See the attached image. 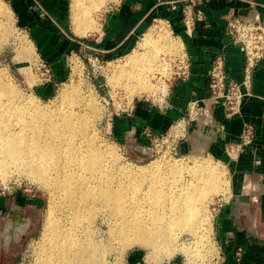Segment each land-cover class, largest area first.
Masks as SVG:
<instances>
[{
  "label": "bare ground",
  "instance_id": "obj_1",
  "mask_svg": "<svg viewBox=\"0 0 264 264\" xmlns=\"http://www.w3.org/2000/svg\"><path fill=\"white\" fill-rule=\"evenodd\" d=\"M100 1L92 3L91 7L86 3L84 8L85 0H72V20L77 26V34L85 36L95 24H91L90 8H97L99 3L102 4ZM5 6L0 4V15L10 22L12 13ZM153 30L150 28L146 32L141 48L149 47L153 35H156ZM157 34L156 37L163 39L160 41L165 52L182 50L180 40L170 42L166 32ZM26 50L29 51L28 48ZM141 58V53L135 51L128 53L125 60L133 66L111 64L112 82L121 83L131 90L134 88L132 93L137 95L151 93V84L145 81L148 79L144 75L154 64L147 61L150 67L143 71L147 66L138 68L144 61ZM163 67L164 64L162 70ZM132 80L134 84L128 83ZM67 90V86L63 87L59 95L64 96ZM12 93L11 87L0 85V174L9 166H23L37 179L50 185L61 202L69 203L72 208L70 217L66 214L63 218L55 217L51 210L46 213L40 237L43 243L35 264H103L100 239L97 234L93 237L88 234L86 224L97 210L105 212L107 218L104 219L110 234L125 247L138 243L147 246L151 252L163 246L164 251L170 250L172 246L175 248L172 230L176 227L195 229V224L203 220L200 213L203 201L219 189L227 190L228 181L224 183L220 171L205 160L197 161L193 166L169 160L163 165L150 163L136 171L119 169L107 154L109 150L89 129L90 120L84 114L85 104L78 103L75 111L52 113L43 106L20 101ZM136 152L143 156L141 148H136ZM140 181L143 182L138 186ZM222 182L225 186L221 188ZM85 213L90 216L86 218V214L82 218ZM11 217L6 222V243L13 232L16 238L19 237V232L13 230L16 224ZM185 244L182 241L176 247L182 249Z\"/></svg>",
  "mask_w": 264,
  "mask_h": 264
},
{
  "label": "rangeland",
  "instance_id": "obj_2",
  "mask_svg": "<svg viewBox=\"0 0 264 264\" xmlns=\"http://www.w3.org/2000/svg\"><path fill=\"white\" fill-rule=\"evenodd\" d=\"M66 1L68 12L65 24L59 25L51 14H48L47 18L51 22L50 27L54 26L56 30L65 32L67 36L76 39L78 42L70 50L67 47H59L61 50L60 54H63L61 64L66 70V75L63 79L54 82L53 93L50 96L43 97L34 90V87L42 82L53 80L51 66L40 56L39 48L36 46L29 28L17 22L12 3L8 0H0V4L6 5L5 7L9 8L12 13V20L10 22L0 15V85L5 84L11 87L13 96L20 101L24 100L25 103L32 106H43L47 112H66V110L71 112L75 111L74 108L78 107V103L85 104L86 111H84V114L90 120L91 127L89 129L93 131L99 143L109 150L110 153L107 154L112 159L113 164L119 169L126 170L127 168L128 170L136 171L141 167L150 165V163L159 162L160 165H163L164 162H169V160L170 162L177 160L183 165L193 166L195 162L205 160L215 165L220 171L221 180L224 183L229 181L230 167L226 160L220 156L206 153L198 147L193 151L179 152L178 155L154 151L152 148V150L147 151L139 146L130 147L125 145L116 139L111 131L114 117L118 113L126 112L136 100H148L149 102L157 103L159 99L163 98L161 94L166 93L170 82L175 81L173 64L177 58H185L184 46L182 44V50L176 53L165 52L163 43L160 41V39H163L156 37L158 36V32H166L169 35H167V38L170 42L180 40L173 32L170 24L161 18H151L137 38V41L126 52L118 56H101L97 50L88 48L85 40H87L86 38H92V34L99 28L100 14L107 4H111L115 0H101L102 4L99 3L97 8H90L91 10L88 8L91 13V24L94 22L95 24H93L94 27L91 25V29L93 30H90L93 32L89 33L90 30H88L85 36L79 35L81 34L79 32L77 34V26L72 20V0ZM96 1L85 0L83 6L86 8L88 4L87 6L91 7L92 3L95 4ZM150 28H154L153 34L156 33V35H153L154 38L149 43V47L147 45L146 49L141 48L140 43L144 41L145 34ZM48 43L49 45H53L52 48L57 44L55 40H51ZM159 48L164 51H161ZM31 50L32 52L30 53ZM137 50L141 53L142 58H144V61L140 64L142 67L138 66V68L147 66L143 69L145 71V69L148 70L147 68L150 67V65L148 66L149 62L151 65L154 64L152 65L153 68H149V73L145 71L147 76L146 74L144 75L148 79L144 78L145 81L149 85L151 84V93L137 95L134 94V88L132 89L134 91L132 93L130 87L112 82L110 65L124 64L127 67L133 66L125 60H127L128 53L138 52ZM155 56L157 59H153L156 58ZM147 61L148 63H146ZM153 61L155 63L158 62L156 63L157 65L161 63L160 66L158 65L159 68H155L157 65ZM162 63L165 67H163V70L161 68L163 66ZM133 81H128V83L131 84ZM66 86L68 87L67 93L64 96H60L59 92ZM208 127L209 125L204 123L200 125V130L203 128L201 130L203 134H206ZM190 134L191 132L189 136ZM148 145L144 147L147 149ZM136 148L143 150V156H140L136 152ZM228 158L230 160L233 159L227 155ZM4 171L0 174V200L2 199L4 202L3 211L0 213V264H35V259L43 243L40 237L46 213L51 210L53 214L55 213V217L62 216L61 218H63L65 214L70 217L72 208L69 203L64 204L61 202L50 185L37 179L36 176L28 172L23 166H9ZM142 182H138V186ZM223 182L220 184L221 188L223 185L225 186ZM157 185L161 188L159 182ZM246 190L247 194L251 195L254 192V185L249 184ZM228 194V187L227 190L219 189L203 201L200 212L203 220L195 224V229L174 228L172 230L174 235L172 244L175 245V248L172 246L173 248L171 247L170 250L165 249L164 251L163 246L157 251L151 252L147 246L139 245L138 243L125 247L110 234L108 224L105 222L106 219H104L107 218L105 212L100 210H97L95 213L97 215H94L89 222L86 220V224L88 223L87 232L91 237L97 234L98 239H100L103 264H206L202 261L207 258L209 251L214 252L213 254H216V256L219 253L221 254L216 234V218L210 213V203L217 197L222 195L227 197ZM252 199L256 201L257 197L255 196ZM10 215L16 221H13L16 224L13 230L17 233L19 232V237L16 238L13 232L12 238L7 242L8 245L4 242V239L6 222ZM16 215L18 217H15ZM85 215L86 218L90 216L89 213H85L81 217L85 218ZM15 219H19V225ZM183 240L186 241V247L182 249L177 248L176 246L182 243ZM216 264H223V262L219 260Z\"/></svg>",
  "mask_w": 264,
  "mask_h": 264
},
{
  "label": "crops",
  "instance_id": "obj_3",
  "mask_svg": "<svg viewBox=\"0 0 264 264\" xmlns=\"http://www.w3.org/2000/svg\"><path fill=\"white\" fill-rule=\"evenodd\" d=\"M8 1L13 5L17 22L29 28L40 56L51 66L53 80L34 87L40 96H50L54 82L66 75L59 47L70 50L78 42L54 26L50 27L51 22L47 18L51 14L59 25L65 24L67 1ZM189 1L115 0L107 4L100 14L98 30L91 39L85 40L88 48L97 50L101 56H118L134 45L149 19L157 17L170 24L184 46L190 64L189 76L184 81L175 79L170 82L165 96L169 105L160 109L148 100H136L126 112L114 117L111 131L125 145L143 148L149 144L145 130L166 131L184 113L191 100L206 97L207 72L219 51L225 57L227 80L240 81L243 77L244 56L231 44L224 17L231 11L240 16L256 15L264 19V0H193L192 13L195 15L200 11L203 19L196 20L192 29L187 28L183 19V7ZM51 40L58 45L52 48L53 45L48 43ZM212 115L215 123L223 122V131L210 125L203 134L201 124H193L189 138L179 143L178 150L193 151L198 147L224 158L230 167L228 202L216 216V234L223 264H264V59L253 71L249 92L243 98L241 115L224 120L219 105L212 108ZM243 121L254 125L253 143L236 158L227 159L225 146L228 141L238 139ZM249 184L254 185L251 195L246 190ZM255 196L256 201L252 199ZM3 208L1 199L0 213Z\"/></svg>",
  "mask_w": 264,
  "mask_h": 264
},
{
  "label": "built area",
  "instance_id": "obj_4",
  "mask_svg": "<svg viewBox=\"0 0 264 264\" xmlns=\"http://www.w3.org/2000/svg\"><path fill=\"white\" fill-rule=\"evenodd\" d=\"M193 0L184 4L183 14L187 28L192 29L195 21L202 20L200 11L195 15L190 7ZM226 32L232 45L237 47L244 56L243 77L240 81L227 80L225 57L222 51H219L213 58L210 68L207 72V95L201 100H191L184 113L176 118L170 127L161 133L152 129L144 131L145 137L149 141L147 149L144 150L161 151L170 155H178V145L189 138V133L193 124H206L216 126L218 131H223V122L215 123L212 115V108L220 106L223 112L224 120H231L241 115L243 98L248 94L253 71L257 64L264 59V19L259 16H240L234 12H228L225 15ZM43 66H45L43 64ZM189 60L177 58L173 64V76L178 80H186L189 76ZM166 93L155 104L160 109L166 108L169 103L165 100ZM255 137V128L253 123L243 121L237 140L228 141L225 146V152L230 158H236L242 150L249 147ZM142 148V147H141ZM151 149V150H152ZM228 202V196L217 197L210 203V213L216 218L221 208ZM183 242H186L183 240ZM214 253V252H213ZM209 252L207 258L202 262L206 264H216L222 260L221 254L217 256Z\"/></svg>",
  "mask_w": 264,
  "mask_h": 264
},
{
  "label": "trees",
  "instance_id": "obj_5",
  "mask_svg": "<svg viewBox=\"0 0 264 264\" xmlns=\"http://www.w3.org/2000/svg\"><path fill=\"white\" fill-rule=\"evenodd\" d=\"M41 96H43V97H44V95H41Z\"/></svg>",
  "mask_w": 264,
  "mask_h": 264
},
{
  "label": "water",
  "instance_id": "obj_6",
  "mask_svg": "<svg viewBox=\"0 0 264 264\" xmlns=\"http://www.w3.org/2000/svg\"><path fill=\"white\" fill-rule=\"evenodd\" d=\"M145 155V154H144Z\"/></svg>",
  "mask_w": 264,
  "mask_h": 264
}]
</instances>
